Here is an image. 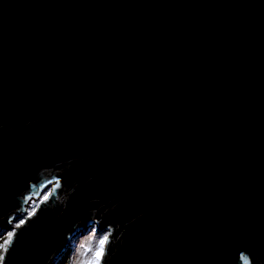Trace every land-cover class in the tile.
Segmentation results:
<instances>
[{
    "label": "water",
    "instance_id": "1",
    "mask_svg": "<svg viewBox=\"0 0 264 264\" xmlns=\"http://www.w3.org/2000/svg\"><path fill=\"white\" fill-rule=\"evenodd\" d=\"M10 264H264V0H0Z\"/></svg>",
    "mask_w": 264,
    "mask_h": 264
},
{
    "label": "snow or ice",
    "instance_id": "2",
    "mask_svg": "<svg viewBox=\"0 0 264 264\" xmlns=\"http://www.w3.org/2000/svg\"><path fill=\"white\" fill-rule=\"evenodd\" d=\"M44 201L48 200V196H44ZM38 207L33 206L30 211L27 212L26 217H16L14 223L10 224L6 230L0 233V264H10L11 254L15 251V246L18 243V237L22 229V226L26 225L28 221H31L33 217L37 216ZM108 243V236L104 235L100 238L95 252L92 254V259L83 262V264H101V258L105 253V248ZM247 249L237 251L238 258L244 262V264H251V253L249 256H245Z\"/></svg>",
    "mask_w": 264,
    "mask_h": 264
},
{
    "label": "rangeland",
    "instance_id": "3",
    "mask_svg": "<svg viewBox=\"0 0 264 264\" xmlns=\"http://www.w3.org/2000/svg\"><path fill=\"white\" fill-rule=\"evenodd\" d=\"M49 192L50 188L46 192H43L39 198L32 199L27 207V212L30 211L33 206L38 207L44 196H48ZM26 216L27 214L23 217ZM104 235L106 234L99 233L97 227L94 226L85 235L77 236L70 247V264H83V262L91 260L100 238Z\"/></svg>",
    "mask_w": 264,
    "mask_h": 264
},
{
    "label": "trees",
    "instance_id": "4",
    "mask_svg": "<svg viewBox=\"0 0 264 264\" xmlns=\"http://www.w3.org/2000/svg\"><path fill=\"white\" fill-rule=\"evenodd\" d=\"M70 254H71V248L68 250V252L58 261L57 264H70Z\"/></svg>",
    "mask_w": 264,
    "mask_h": 264
}]
</instances>
